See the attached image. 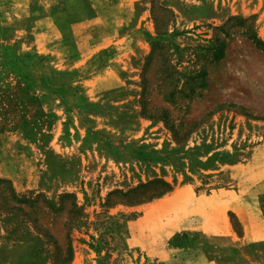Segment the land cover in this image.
I'll return each mask as SVG.
<instances>
[{
    "label": "rangeland",
    "instance_id": "1",
    "mask_svg": "<svg viewBox=\"0 0 264 264\" xmlns=\"http://www.w3.org/2000/svg\"><path fill=\"white\" fill-rule=\"evenodd\" d=\"M70 1L65 34L95 16ZM105 9L125 84L99 83L102 58L46 80L39 38L17 56L0 27V133L23 138L0 135V264H264L233 213L264 217V0Z\"/></svg>",
    "mask_w": 264,
    "mask_h": 264
},
{
    "label": "crops",
    "instance_id": "2",
    "mask_svg": "<svg viewBox=\"0 0 264 264\" xmlns=\"http://www.w3.org/2000/svg\"><path fill=\"white\" fill-rule=\"evenodd\" d=\"M59 1H61L62 4L64 3V0ZM57 2L55 0H41L45 18L37 19L38 10L32 7L34 5L31 0H9V5L11 6V8L8 9L9 12L0 16V27H8L10 46L8 51L18 54L17 56H22L27 52V49L35 50V42H30V40H28V36L31 34L32 39L34 36L40 39H37L40 43L36 49H40L38 53L40 55L43 54V56L39 57L38 64L44 69L45 72L42 73L41 76L46 78V80H48L49 77L64 79L73 71L77 69L82 70L88 63L98 64L97 60L102 58L104 64L98 69L102 71V74L95 76L96 79L99 78V80H101L99 83L111 84L110 81L115 80V82L119 84H125V81L114 71L126 68L127 54H114L112 52V34L108 23H115L116 21L113 15L111 13L109 14L105 9L108 4H119L122 3L123 0H88L95 12V16L90 17L86 15L81 19L77 16H71L66 21L69 22L66 24L69 34H65L62 31V22L65 21L63 17H59L58 15V17H55L52 14L51 6L53 7V4ZM67 2L73 4L70 0H65V3ZM29 18L32 19V28L27 21ZM2 20H5L6 23H3ZM115 25V29L120 27V25L117 26V23ZM37 40L35 41L37 42ZM21 46L22 49L17 50V48ZM95 78V83L92 81L94 83L93 85L96 84ZM87 83L88 82H86V84ZM54 94L57 101L63 102L65 100L62 92L58 93L55 91ZM3 133H14L15 135H20L22 138V133L18 132V129L15 131L2 132L0 135ZM24 145L30 144L25 142ZM5 178L9 180L12 179L7 176ZM233 213L243 226V237L237 239L239 242L250 245L255 242L264 241V217L261 218V212L259 213L258 211L256 221H253L245 210L242 212L234 209ZM256 232H260L261 234L256 236Z\"/></svg>",
    "mask_w": 264,
    "mask_h": 264
},
{
    "label": "trees",
    "instance_id": "3",
    "mask_svg": "<svg viewBox=\"0 0 264 264\" xmlns=\"http://www.w3.org/2000/svg\"><path fill=\"white\" fill-rule=\"evenodd\" d=\"M219 50H220L219 48L215 49V54H217V55H218V52H219ZM14 57H15V55H14ZM13 71H14V72L17 74V76H19V75H20V73H21V72H19V71H18V70H16V69H15V70H13ZM21 71H22V70H21ZM27 73H28V71H27ZM21 76H22V75H21ZM164 186H165V185H164ZM166 187H167V186H166Z\"/></svg>",
    "mask_w": 264,
    "mask_h": 264
}]
</instances>
